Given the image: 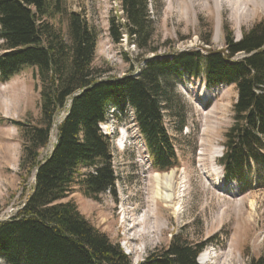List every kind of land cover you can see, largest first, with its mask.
<instances>
[{"label": "trees", "instance_id": "1", "mask_svg": "<svg viewBox=\"0 0 264 264\" xmlns=\"http://www.w3.org/2000/svg\"><path fill=\"white\" fill-rule=\"evenodd\" d=\"M119 1L123 14L112 17L111 36L121 42L126 35L138 57L123 76L102 77L94 65L100 33L84 11L72 9L68 0H0V79L35 68L41 106L37 123L12 120L24 139L20 166L27 175L36 174L33 192L14 215L0 220V260L6 264H135L75 202L64 199L76 185L96 201L114 188L113 144L100 127L111 106L134 109L153 169L181 165L165 114L172 112L173 89L184 76L203 79L209 87L235 86L233 124L218 162L226 180L237 181L242 192L253 186L254 173L264 186V19L240 39L225 24L223 47H213L210 30L200 35L205 45L200 49L163 53L153 45L150 0ZM55 125L54 148L42 159ZM213 240L190 243L176 235L136 264H200L199 254ZM248 264H264V256Z\"/></svg>", "mask_w": 264, "mask_h": 264}, {"label": "rangeland", "instance_id": "2", "mask_svg": "<svg viewBox=\"0 0 264 264\" xmlns=\"http://www.w3.org/2000/svg\"><path fill=\"white\" fill-rule=\"evenodd\" d=\"M245 2L150 0L153 45L161 47L163 53L174 48L200 49L205 46L200 35L211 30L213 47H223L225 24L240 39L244 30L264 19V0ZM68 3L75 11H84L89 23L100 33L94 65L100 68L102 77L123 76L131 71L138 48L126 35L121 42H115L110 33L112 17L120 18L123 14L120 1L68 0ZM168 40L171 42L164 46ZM2 43L0 38V52ZM35 73V68L27 66L8 81L0 79V220L14 215L35 185L36 171L27 175L20 166L24 139L12 122L37 123L41 117ZM172 98V112L165 114V125L174 140L180 166L166 172L153 169L133 110L111 109L100 126L113 144L117 175L114 188L96 201L76 185L64 201L75 202L92 224L108 233L125 252H130L128 255L135 264L143 261L150 251L168 246L176 235H182L190 243L214 239L200 256L202 264H248L251 258L264 256V186H258L254 173L250 176L255 181L253 186L242 192L236 183L225 181L218 162L224 150L225 133L233 124L235 86L221 84L209 88L203 79L184 76L176 82ZM65 116L66 111L61 112L57 123ZM57 125L42 159L54 148ZM173 171L175 196L172 206H166L158 201L159 192L155 191L150 175ZM0 264L6 263L0 260Z\"/></svg>", "mask_w": 264, "mask_h": 264}, {"label": "bare ground", "instance_id": "3", "mask_svg": "<svg viewBox=\"0 0 264 264\" xmlns=\"http://www.w3.org/2000/svg\"><path fill=\"white\" fill-rule=\"evenodd\" d=\"M245 1L247 2V0ZM251 1L252 0H248V2L250 3ZM150 176H151L150 181L155 184V188H156L155 191H157V193L159 192V196H156L159 199L158 201L163 202L166 206H172L171 203L173 202L175 196V184H174L175 172L174 171L169 173L154 172Z\"/></svg>", "mask_w": 264, "mask_h": 264}]
</instances>
